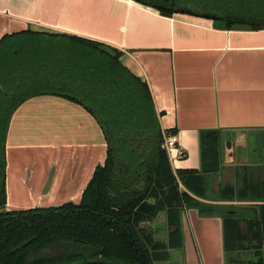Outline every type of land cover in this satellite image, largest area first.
<instances>
[{
  "label": "trees",
  "instance_id": "obj_1",
  "mask_svg": "<svg viewBox=\"0 0 264 264\" xmlns=\"http://www.w3.org/2000/svg\"><path fill=\"white\" fill-rule=\"evenodd\" d=\"M133 1L167 17L207 18L217 29H264V0ZM121 57L109 45L64 34L27 30L0 40V264H166L171 251L183 248L184 209L223 219L227 264H264V185L262 195L252 197L262 199L251 200L255 205L231 209L204 202L208 178L220 169L221 133H201L200 170L175 171L162 149L164 132L149 86ZM46 95L73 101L96 118L107 158L79 203L8 210L11 120L27 100ZM215 199L234 202L235 191L226 187ZM162 212L166 241L148 226Z\"/></svg>",
  "mask_w": 264,
  "mask_h": 264
},
{
  "label": "crops",
  "instance_id": "obj_2",
  "mask_svg": "<svg viewBox=\"0 0 264 264\" xmlns=\"http://www.w3.org/2000/svg\"><path fill=\"white\" fill-rule=\"evenodd\" d=\"M27 30L120 50L123 66L148 84L162 131L176 132L183 157L172 151L175 171L200 170L201 133H221L220 169L208 178L204 202L225 204L211 200L226 187L235 200H262L252 197L262 195L264 158L249 161L234 149L237 140L264 134V29H217L210 19L167 17L133 0H0V40ZM6 157L8 210L77 204L106 161L107 143L83 106L38 96L13 115ZM159 221L165 212L148 224L157 233ZM182 232L183 264H227L222 218L184 209Z\"/></svg>",
  "mask_w": 264,
  "mask_h": 264
},
{
  "label": "rangeland",
  "instance_id": "obj_3",
  "mask_svg": "<svg viewBox=\"0 0 264 264\" xmlns=\"http://www.w3.org/2000/svg\"><path fill=\"white\" fill-rule=\"evenodd\" d=\"M264 137V134L259 136V140L257 139L256 141H254L252 138V136L247 135L244 139L242 140H237L236 144H235V149L234 152L238 153V154H243V157H248L249 161L250 160H256L257 158H264V146H263V141L262 139ZM254 141V142H253ZM251 201V200H250ZM233 202H225V204H228L230 206H227L228 208L231 209H237L242 207L240 205V202H238L237 200ZM153 224V223H151ZM191 225V223H190ZM155 226L159 227V231L156 234L157 238L159 240L162 241H166L168 238V225L166 222H157ZM242 226L244 227L245 224L242 223ZM171 257H170V261L171 262H175L176 264H183V262L185 261V257H183V251L181 250H175L174 252H171Z\"/></svg>",
  "mask_w": 264,
  "mask_h": 264
},
{
  "label": "built area",
  "instance_id": "obj_4",
  "mask_svg": "<svg viewBox=\"0 0 264 264\" xmlns=\"http://www.w3.org/2000/svg\"><path fill=\"white\" fill-rule=\"evenodd\" d=\"M164 134V143L162 144V149L166 150L169 154L170 157V161L172 156V151L176 150L178 151V155L183 157V153L181 151L178 150L177 148V137L174 134H166L165 132Z\"/></svg>",
  "mask_w": 264,
  "mask_h": 264
},
{
  "label": "water",
  "instance_id": "obj_5",
  "mask_svg": "<svg viewBox=\"0 0 264 264\" xmlns=\"http://www.w3.org/2000/svg\"><path fill=\"white\" fill-rule=\"evenodd\" d=\"M232 29L235 31H249V30H253L255 28H253L252 26H250L248 24H233ZM166 264H168V262ZM171 264H176V263L171 262Z\"/></svg>",
  "mask_w": 264,
  "mask_h": 264
}]
</instances>
